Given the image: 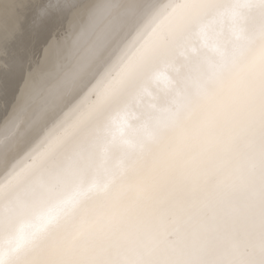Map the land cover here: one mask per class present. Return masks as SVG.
Segmentation results:
<instances>
[{"label": "bare ground", "instance_id": "6f19581e", "mask_svg": "<svg viewBox=\"0 0 264 264\" xmlns=\"http://www.w3.org/2000/svg\"><path fill=\"white\" fill-rule=\"evenodd\" d=\"M39 2L0 0V264H74L86 255L126 245L145 251L152 247L162 222L178 230L184 252L203 251L215 261L264 259L258 239L264 222V160L257 145L243 148L231 161L225 170L230 174L225 191L200 209L181 213L171 203L153 204V182L172 163L181 141L191 135L197 119L194 109L221 84L225 95L241 96L239 70L254 73L264 65V0H84L127 8L79 52L76 74L61 83L53 109L64 94L79 87L117 38L140 29L153 5L174 2L175 6L153 22L145 38L132 37L135 53L108 86V92L118 89L141 64L150 68L147 78L135 80L123 99L124 124L116 134L123 137L129 158H122L120 150L108 156L110 175L117 185H124L123 190L113 199L82 200L55 213L50 211L52 205L71 182L62 171L63 163L41 169L75 129L25 156L38 129L25 126L28 113L22 122L20 116L34 88L37 61L43 63L48 47L56 42L57 33L47 21L36 29L23 26L20 6ZM51 2L67 5L81 0ZM209 14L213 16L209 24L189 31V21ZM78 15L74 10L67 16L60 35L71 37ZM173 85L186 89L190 103L160 121L157 101ZM128 121L135 124V133L125 135ZM16 126L18 143L6 158L5 129ZM108 140L109 133L98 129L80 146V156L85 162L102 163Z\"/></svg>", "mask_w": 264, "mask_h": 264}, {"label": "snow or ice", "instance_id": "6c2138e0", "mask_svg": "<svg viewBox=\"0 0 264 264\" xmlns=\"http://www.w3.org/2000/svg\"><path fill=\"white\" fill-rule=\"evenodd\" d=\"M174 6V2L153 5L140 29L117 38L79 87L64 94L54 109L52 101L60 94L61 83L76 74L79 52L93 35L106 30L112 19L121 15L127 6L87 3L84 0L67 5L40 0L39 3L20 6L24 27L36 29L41 21H47L51 30L57 33L56 42L48 47L43 63L37 61L32 94L20 111L21 122L28 113L25 126L38 129L34 133V144L25 156L46 141L55 142L60 134L75 129L42 165L41 170L46 171L63 163L62 171L71 182L68 191L52 205L50 211L53 213L65 205L79 204L82 200H110L123 190L124 185H117L116 178L110 175L108 156L120 150L122 158H129L128 152L123 151V137L116 134L124 124L121 118L123 99L135 80L147 78L150 68L141 64L135 75L122 82L118 89L108 92V86L124 71L125 62L135 53L132 37L145 38L153 22L165 18ZM74 10H79V15L73 20L71 37L60 35L67 16ZM212 19L213 16L209 14L189 21V31L195 32ZM212 63L218 65L219 62ZM237 79L243 83L241 96L225 95L221 84L205 104L194 109L197 119L191 125V135L181 141L172 163L153 182L156 193L154 206L171 203L173 209L181 213L200 209L206 201L225 191L230 178L225 170L243 148L257 145L264 160V65L254 73L249 69L239 70ZM189 103L186 89L173 85L166 95L158 99L156 118L164 121ZM17 127L11 131L7 127L5 129L6 158L18 143ZM100 128L109 133L105 160L100 164L91 160L85 162L79 148ZM135 128V124L128 121L125 135L135 133ZM261 182L264 190V176ZM261 211L264 216V208ZM84 214L85 210H81V215ZM170 236L175 239H169ZM258 239L264 256V222ZM74 264H264V259L215 261L207 258L203 251L184 252L178 230L162 222L150 249L139 251L130 245L118 246L86 255Z\"/></svg>", "mask_w": 264, "mask_h": 264}]
</instances>
